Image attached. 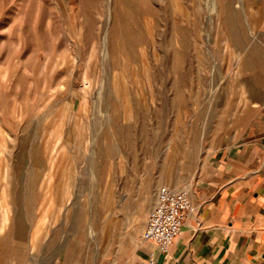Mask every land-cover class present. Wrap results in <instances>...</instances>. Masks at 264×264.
<instances>
[{"label":"rangeland","instance_id":"1","mask_svg":"<svg viewBox=\"0 0 264 264\" xmlns=\"http://www.w3.org/2000/svg\"><path fill=\"white\" fill-rule=\"evenodd\" d=\"M261 181L264 0H0V264H137L158 187Z\"/></svg>","mask_w":264,"mask_h":264},{"label":"crops","instance_id":"2","mask_svg":"<svg viewBox=\"0 0 264 264\" xmlns=\"http://www.w3.org/2000/svg\"><path fill=\"white\" fill-rule=\"evenodd\" d=\"M167 252L146 245L137 264H254L264 256V181L200 198Z\"/></svg>","mask_w":264,"mask_h":264},{"label":"built area","instance_id":"3","mask_svg":"<svg viewBox=\"0 0 264 264\" xmlns=\"http://www.w3.org/2000/svg\"><path fill=\"white\" fill-rule=\"evenodd\" d=\"M193 209L185 191L172 190L166 185L158 187L156 200L146 217L141 239L154 244L162 252H167L181 233L187 214ZM150 264H153L152 260Z\"/></svg>","mask_w":264,"mask_h":264},{"label":"bare ground","instance_id":"4","mask_svg":"<svg viewBox=\"0 0 264 264\" xmlns=\"http://www.w3.org/2000/svg\"><path fill=\"white\" fill-rule=\"evenodd\" d=\"M180 42V41H179Z\"/></svg>","mask_w":264,"mask_h":264}]
</instances>
